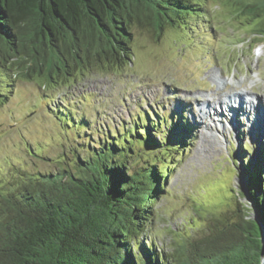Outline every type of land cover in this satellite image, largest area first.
I'll list each match as a JSON object with an SVG mask.
<instances>
[{
	"label": "trees",
	"instance_id": "16d2710c",
	"mask_svg": "<svg viewBox=\"0 0 264 264\" xmlns=\"http://www.w3.org/2000/svg\"><path fill=\"white\" fill-rule=\"evenodd\" d=\"M240 10L258 24L251 35L264 40V0ZM192 16H206L205 0H0V103L18 77L76 82L84 65H129L135 29L157 38L168 26H196ZM62 103L58 119L87 136L74 147L72 170L29 177L0 197V264H260V226L238 207L168 250L149 235L154 206L185 150L162 129L165 115L153 125L158 108H140L130 125H107L93 138L88 119L68 115ZM245 172L263 226L264 177Z\"/></svg>",
	"mask_w": 264,
	"mask_h": 264
},
{
	"label": "rangeland",
	"instance_id": "374dc122",
	"mask_svg": "<svg viewBox=\"0 0 264 264\" xmlns=\"http://www.w3.org/2000/svg\"><path fill=\"white\" fill-rule=\"evenodd\" d=\"M252 1L260 2L205 0L206 16L191 17L196 26H168L157 38L135 29L129 65H84L77 70L76 82L16 78L0 103V197L29 177L59 168L72 170L74 147L87 135L85 128L76 129L58 119L62 101L70 106L68 115L88 119L86 130L93 138L107 125L120 129L130 125L140 108L156 107L153 125L165 115L169 122L162 129L185 150L167 176L168 192L154 206L149 235L168 250L184 244L194 229H204L210 218L228 210L229 218L233 216L235 206L251 201L247 195L240 201L236 198V192L245 193L249 184L245 171L255 169L264 177L258 160L264 149L260 139L264 119L259 117L260 106L264 107V40L251 35L258 24L240 10L243 3ZM258 40L262 42L257 44ZM242 91L254 94L257 104L251 112L244 103L247 114L239 116L240 128H230L225 115L218 112L217 98L234 99L232 94ZM149 128L153 133L154 128ZM181 130L185 134L178 136ZM152 136L159 144L161 135ZM243 141L249 143L247 152L239 146Z\"/></svg>",
	"mask_w": 264,
	"mask_h": 264
},
{
	"label": "water",
	"instance_id": "95a60500",
	"mask_svg": "<svg viewBox=\"0 0 264 264\" xmlns=\"http://www.w3.org/2000/svg\"><path fill=\"white\" fill-rule=\"evenodd\" d=\"M248 183H249V181H248ZM240 193L243 194V196H240ZM240 193L236 192V198L238 199V201H240L242 197H245V195H247L249 198H251V196L248 192V186L246 187L245 193H244V190H242ZM249 203L242 202L240 204V207H238V210H239L240 214H246L245 218L256 221L258 223V225L260 226V233H259V239L261 240L260 264H264V225L262 226V224L259 220L257 209L254 207L255 206L254 200H252V198H251V201H249ZM235 208H237V206H235ZM211 219H213V218H211Z\"/></svg>",
	"mask_w": 264,
	"mask_h": 264
},
{
	"label": "bare ground",
	"instance_id": "6f19581e",
	"mask_svg": "<svg viewBox=\"0 0 264 264\" xmlns=\"http://www.w3.org/2000/svg\"><path fill=\"white\" fill-rule=\"evenodd\" d=\"M248 92H245V94L242 92V93H240L241 95L240 96H244V95H246ZM234 97H235V95L236 94H232ZM239 96V97H240ZM238 97V96H237ZM237 97H235V98H237ZM218 99V102H221V104H226V105H231L232 106V103H234L235 101H232L230 98H228V99H220V98H217ZM230 100V101H229ZM229 101V102H228ZM226 102V103H225ZM228 102V103H227ZM241 103V104H240ZM240 103H239V107H241V108H243L244 106H243V104L242 103H244L243 101H240ZM243 106V107H242ZM233 108H234V106H232ZM263 111H264V109H263ZM262 111V112H263ZM232 124H234L235 126L237 125V123H236V121L235 120H232ZM240 127L238 126V129H239Z\"/></svg>",
	"mask_w": 264,
	"mask_h": 264
}]
</instances>
